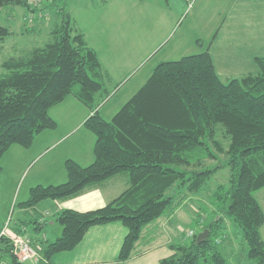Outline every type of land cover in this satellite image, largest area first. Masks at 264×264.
<instances>
[{
    "label": "trees",
    "instance_id": "1",
    "mask_svg": "<svg viewBox=\"0 0 264 264\" xmlns=\"http://www.w3.org/2000/svg\"><path fill=\"white\" fill-rule=\"evenodd\" d=\"M10 4L24 5L31 14L53 11L60 23L45 46L0 62V172L11 146L29 148L37 134L56 128L50 110L70 95L94 110L85 126L96 136L92 164L67 160L65 183L37 185L21 205L34 209L42 201L78 196L119 174L128 178L127 189L104 207L59 212L62 234L46 245L44 258L74 249L92 226L120 221L127 234L117 260L128 261L144 229L176 210L179 190L199 194L224 166L207 167L221 153L228 157L231 177L212 194L217 210L204 227L208 238L198 244L194 235L188 244L171 245L174 254L160 263L230 264L223 251L228 220L242 230L248 258L264 264V210L256 197L264 188V57L255 59L257 74L227 82L209 51L162 62L106 120L96 106L107 98L111 80L96 50L72 26L64 0H50L41 8L27 0H0V7ZM12 33L0 24V49ZM2 261L27 264L5 237H0Z\"/></svg>",
    "mask_w": 264,
    "mask_h": 264
},
{
    "label": "crops",
    "instance_id": "2",
    "mask_svg": "<svg viewBox=\"0 0 264 264\" xmlns=\"http://www.w3.org/2000/svg\"><path fill=\"white\" fill-rule=\"evenodd\" d=\"M188 1L190 2V0ZM196 1L198 4L196 3L195 7L188 11L186 20L193 14L195 16L202 14L206 17L196 23V26H204L200 30L202 34L200 38L203 39L202 42H208L206 51L211 53L215 69L220 78L227 82L234 78L257 74L259 67L255 59L264 57V0H202L201 3H199L200 0ZM166 2L169 10L174 14L170 1L166 0ZM100 21H102L101 27H103V24H107L104 19ZM118 22V25L124 26L118 37L113 38V35L105 33L106 36L101 35L103 40L100 37L96 43L89 42L87 35L79 29L88 45L96 50L101 64L111 80V85H113L111 89L113 90L123 86L128 81L132 72L136 70L144 58V52L141 48L145 44L143 38L145 17L137 13L135 20H120ZM178 22L179 20L175 19L174 24ZM140 25L142 26L141 33L139 32ZM135 28L136 34H133L131 30L135 31ZM130 43V46L133 47V57H139H135L136 59L133 61H129L127 55L124 54V48ZM144 80L145 78L141 76L135 82L142 87ZM118 104V101H113V98H111L100 107L101 103L98 104L96 109L103 118L110 120L120 110ZM93 111L70 95L50 110V115L57 122L56 128L47 129L37 134L29 148L13 145L5 153L2 158L3 168L0 172L1 226H6L8 223V212L14 200L12 192L16 187L18 178L22 174L24 175L27 170L31 171L33 167L38 165L31 178L29 187L31 191L33 184L36 183L45 186L65 183L68 180L65 166L67 160H74L82 166H88L94 162L96 136L94 137L85 130H89L85 126V121L93 114ZM67 140H70L68 146L56 150L59 145ZM121 175L123 174L86 189L78 196L63 200H51L60 202L56 204L54 221H45L42 218L40 219L39 229L35 228V232L39 233L37 243L42 247V255L39 254L36 260L39 259L44 264H152L151 261L148 263L140 261L146 257L147 253L136 252V250L133 257L128 261L120 262L117 260L127 234V228L120 221L92 226L74 249L56 253L50 259L44 258L43 253L46 245L55 241L62 234L63 228L57 221L59 212L65 209L89 211L106 206L128 187L127 176L121 177ZM115 190L123 191L118 195ZM259 194L261 198L257 197V199L264 205V188L260 190ZM20 207L22 214L19 221L9 225L14 232H16L15 230L27 231L28 224L23 216L26 217V215H30L32 211L36 210V207L25 210L21 204ZM174 213L175 211L169 218ZM45 229L52 231L50 237L44 234ZM31 239L33 242L35 241L33 238ZM141 239L144 241L145 236L142 235ZM162 259H157L153 264L160 262ZM0 264L9 263L2 261Z\"/></svg>",
    "mask_w": 264,
    "mask_h": 264
},
{
    "label": "rangeland",
    "instance_id": "3",
    "mask_svg": "<svg viewBox=\"0 0 264 264\" xmlns=\"http://www.w3.org/2000/svg\"><path fill=\"white\" fill-rule=\"evenodd\" d=\"M169 1L175 15L169 10L166 0H64L65 9L71 17L72 26L84 32L87 35L88 41L93 43H96L102 34L106 36L105 33L113 35V38L118 37L121 29L124 28V26L118 25V21L135 20L137 13L145 17V24L143 26L145 44L141 48L142 52H144V58L123 86L113 90L111 89L113 85L109 84L108 94H106L107 98L101 101L99 107L107 100L113 98V101L115 100L119 103L118 109H121L140 89L141 86L135 82L139 77L145 78L143 82L145 84L160 63L176 61L185 56L206 51L208 42H202L203 39L200 38V35H202L200 30L204 26H196V23L204 20L206 17L202 14L199 16L193 14L186 20L188 11L195 7L197 1ZM201 2L203 1L200 0L199 3ZM36 4L39 3L36 2ZM31 6L37 7L35 5ZM42 6H39V8ZM0 12V24L8 26L13 32L6 44L0 49V62L9 57L25 55L35 48L45 46L51 41L52 31L55 26L60 23L53 11L31 14L21 4H10L0 7ZM102 19L107 23L106 25L103 24V27H101L102 21H100ZM175 19L179 20L177 24H174ZM131 31L133 34H136V28L135 31ZM139 32H142L141 25L139 26ZM101 39L103 40L102 37ZM130 45L131 43L124 48V54L127 55L129 61H133L138 56L133 57V47ZM133 85L134 87H132ZM85 130L95 137L92 131ZM69 143L70 140H67L65 143L59 145L56 150L68 146ZM227 160L226 154L217 153V158L207 162V167L213 168L221 164H224V166L218 168L211 176L205 188L199 194H192L183 189L179 190V193L175 195L178 207L172 217H161L144 229L143 236H145V239H143L144 241L141 239L135 249L136 252L147 253L146 257H142L143 259L140 261L147 263L151 261L153 264L157 259L174 253L171 245L190 243L193 236H188L189 231L193 230L194 235H199L204 231V227L213 220L214 212L217 210L215 198H213L212 194L219 185L227 184L231 177V169L225 165ZM37 166L33 167L31 171L27 170L24 175L22 174L18 178L14 191L12 190L14 200L8 212L7 221L9 225L17 223L20 219L22 214L20 204L30 197L29 187L31 185V178ZM122 176L126 175L123 174ZM33 185L35 187L38 184ZM115 191L119 195L123 190ZM259 192L260 190L256 193V197L261 198ZM58 202L60 201L48 200L42 202L30 215L23 216V219L28 224L26 233L36 241L33 242L34 247L39 246L37 243L39 233L35 232V228L39 229L40 219L42 218L45 221H54L57 209L56 204ZM262 207L264 210L263 204ZM3 226L0 224V232L5 227ZM225 227L227 229L226 235L223 238V251L229 263L255 264L247 256L248 245L243 238L240 227L228 220H226ZM51 233L50 229H45L44 234L50 237ZM261 234L264 239V225L261 229ZM41 248V245L37 248L40 255H42ZM27 264H44V262L38 259L29 261ZM156 264H160V262Z\"/></svg>",
    "mask_w": 264,
    "mask_h": 264
},
{
    "label": "built area",
    "instance_id": "4",
    "mask_svg": "<svg viewBox=\"0 0 264 264\" xmlns=\"http://www.w3.org/2000/svg\"><path fill=\"white\" fill-rule=\"evenodd\" d=\"M50 0H27L30 5L37 7L42 6L45 2ZM35 2V3H34ZM39 3V4H36ZM188 236H194L193 230L188 232ZM0 237L8 238L14 247V254L18 260L22 263H28L29 261L36 260L39 257V251L37 247H34L31 237L26 233L25 230L21 233H16L11 230L9 224L1 230Z\"/></svg>",
    "mask_w": 264,
    "mask_h": 264
},
{
    "label": "water",
    "instance_id": "5",
    "mask_svg": "<svg viewBox=\"0 0 264 264\" xmlns=\"http://www.w3.org/2000/svg\"><path fill=\"white\" fill-rule=\"evenodd\" d=\"M209 235V230L205 229L203 232H201L198 236H197V243L200 244L202 243L204 240H206L208 238Z\"/></svg>",
    "mask_w": 264,
    "mask_h": 264
}]
</instances>
